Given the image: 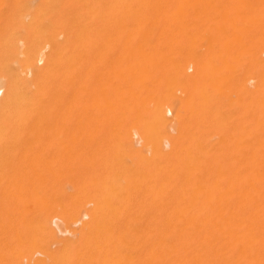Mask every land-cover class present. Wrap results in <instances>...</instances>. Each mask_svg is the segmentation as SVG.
I'll return each instance as SVG.
<instances>
[{"label": "bare ground", "instance_id": "6f19581e", "mask_svg": "<svg viewBox=\"0 0 264 264\" xmlns=\"http://www.w3.org/2000/svg\"><path fill=\"white\" fill-rule=\"evenodd\" d=\"M0 264H264V0H0Z\"/></svg>", "mask_w": 264, "mask_h": 264}]
</instances>
